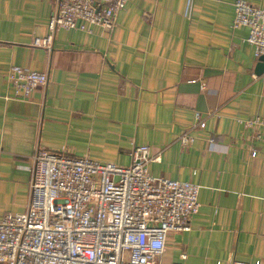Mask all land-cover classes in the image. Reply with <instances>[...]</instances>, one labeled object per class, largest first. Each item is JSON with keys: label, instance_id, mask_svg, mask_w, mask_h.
Wrapping results in <instances>:
<instances>
[{"label": "crops", "instance_id": "obj_1", "mask_svg": "<svg viewBox=\"0 0 264 264\" xmlns=\"http://www.w3.org/2000/svg\"><path fill=\"white\" fill-rule=\"evenodd\" d=\"M52 5L0 0V217L25 210L38 148L126 166L148 145L152 176L198 185L189 229L166 235L159 262L264 264V71L231 26L232 0H127L112 31L57 28L45 50L31 42ZM11 65L45 85L14 98Z\"/></svg>", "mask_w": 264, "mask_h": 264}, {"label": "built area", "instance_id": "obj_2", "mask_svg": "<svg viewBox=\"0 0 264 264\" xmlns=\"http://www.w3.org/2000/svg\"><path fill=\"white\" fill-rule=\"evenodd\" d=\"M126 1L53 0L48 33L31 44L48 50L57 28L89 32L98 26L110 32ZM232 7L231 26L245 27L254 57L264 55V6L232 0ZM6 78L17 99H27L47 81L45 73L19 65H11ZM194 118L202 128L197 112ZM216 141L219 137L210 135L208 146ZM179 142L187 146L192 137L182 134ZM129 156V164L119 166L64 150L36 149L28 166L25 210L0 217V264H161L166 235L188 230L197 212L198 185L152 176L147 164L159 157L148 145L133 147ZM224 264L263 263L231 259Z\"/></svg>", "mask_w": 264, "mask_h": 264}, {"label": "water", "instance_id": "obj_3", "mask_svg": "<svg viewBox=\"0 0 264 264\" xmlns=\"http://www.w3.org/2000/svg\"><path fill=\"white\" fill-rule=\"evenodd\" d=\"M257 61L258 62H257L255 72H257V73L263 72L264 71V55H260L257 58Z\"/></svg>", "mask_w": 264, "mask_h": 264}]
</instances>
